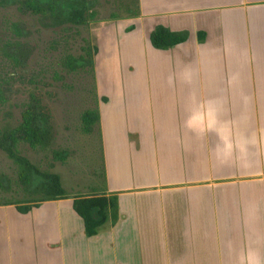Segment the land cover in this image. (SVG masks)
Masks as SVG:
<instances>
[{
	"label": "crops",
	"instance_id": "0c3cea01",
	"mask_svg": "<svg viewBox=\"0 0 264 264\" xmlns=\"http://www.w3.org/2000/svg\"><path fill=\"white\" fill-rule=\"evenodd\" d=\"M138 10L125 25L100 27V42L114 54L117 47L119 59L123 46L128 58L114 87L113 72H96L103 181L91 192L65 190L69 197L34 202L26 212L0 205V264H235L224 241L245 246L239 204L264 205V166H218L210 155L215 135L197 138L183 121L194 90L225 99L234 118L245 111L241 94L248 96L251 128L264 127V0H138ZM158 24L185 31L186 39L153 47L149 34ZM119 33L135 39L119 45ZM232 43L240 55L225 51ZM136 49L140 73L128 66ZM181 59L197 69L194 82L169 88L166 78L182 70ZM233 73L238 86L229 84ZM93 193L117 195L118 219L87 236L72 202Z\"/></svg>",
	"mask_w": 264,
	"mask_h": 264
},
{
	"label": "rangeland",
	"instance_id": "374dc122",
	"mask_svg": "<svg viewBox=\"0 0 264 264\" xmlns=\"http://www.w3.org/2000/svg\"><path fill=\"white\" fill-rule=\"evenodd\" d=\"M91 1L96 12L94 20L61 26H48L38 16L20 12L15 5L0 7V86L3 94V99H0V129L6 125H17L30 94L39 92L42 102L51 110L53 138L46 148L20 143L19 152L41 170L58 173L63 188L69 194L91 192L103 181L99 121L91 133L81 129L82 112L98 107L100 100L96 74L100 72L103 77L104 73L113 72L114 78L110 80L114 87L118 73L126 70L128 58L124 55L123 46L120 60L117 47L114 54L108 44L100 42L104 34L100 27L106 23L125 25L138 11V0ZM114 16L116 18H112ZM12 22L23 28L22 36H15L9 30ZM124 35L119 33V45L128 38V43L135 39L133 35L126 38ZM7 40L24 42L28 51L23 64L15 63L8 56L11 52L5 46ZM88 45L97 48V56L93 54V66L70 71L62 65L65 54L84 55ZM136 51L128 66L132 67L131 71L140 73L145 71V66L141 53L139 55L138 49ZM60 153L63 159L57 157ZM37 196L22 188L17 178V165L0 148V201L32 200Z\"/></svg>",
	"mask_w": 264,
	"mask_h": 264
},
{
	"label": "trees",
	"instance_id": "16d2710c",
	"mask_svg": "<svg viewBox=\"0 0 264 264\" xmlns=\"http://www.w3.org/2000/svg\"><path fill=\"white\" fill-rule=\"evenodd\" d=\"M15 5L22 13H29L40 18L41 22L50 26H61L66 23L85 24L94 20L96 12L92 9L91 0H0V7ZM139 10L132 16H137ZM116 18V16L112 17ZM9 30L15 36H22L23 28L16 22L9 24ZM185 31H172L166 26L156 25L149 34L153 47L167 49L183 42L186 39ZM203 34H198L201 40ZM1 40V39H0ZM5 46L11 52L12 59L17 64L24 63V56L28 51L24 42L19 40L6 41ZM97 48L87 46L83 54L73 56L69 53L62 58V65L70 71L77 68L93 66V54ZM0 86V99H3ZM105 100V97H101ZM99 121L98 107L85 109L81 114V129L91 133ZM53 138L52 114L47 105L42 102L39 92H32L30 99L21 112V119L15 126H5L0 129V148L17 165V178L22 188L30 194L38 195L36 199L16 201L2 200L0 205L16 204L18 210L26 212L34 202L69 197L63 188L60 176L56 172L41 170L25 155L19 152L18 145L26 143L30 147L46 148ZM62 153V152H61ZM57 157L63 159L62 154ZM33 203V204H32ZM72 206L74 211L83 220L85 233L91 236L97 233L98 228L108 219L112 223L118 219L117 195L93 193L89 195L73 196Z\"/></svg>",
	"mask_w": 264,
	"mask_h": 264
},
{
	"label": "clouds",
	"instance_id": "9594fccd",
	"mask_svg": "<svg viewBox=\"0 0 264 264\" xmlns=\"http://www.w3.org/2000/svg\"><path fill=\"white\" fill-rule=\"evenodd\" d=\"M229 54L240 55L237 46L225 45ZM184 67L179 73L169 75L165 83L174 88L179 82L191 86L196 75L192 61L180 60ZM229 84L239 85V73H233ZM242 112L239 118L229 116L227 101L220 96L202 98L190 90L185 104L186 118L183 127L197 138L215 135L210 155L218 166H228L238 171H248L264 166V127L252 129L246 109L249 97L241 94ZM239 221L245 230V246L236 250L232 240H225L223 247L231 255L235 251V264H264V205L255 199H242L239 204Z\"/></svg>",
	"mask_w": 264,
	"mask_h": 264
}]
</instances>
